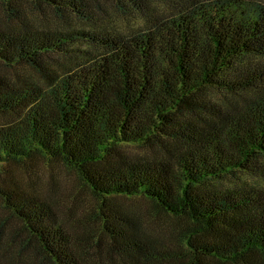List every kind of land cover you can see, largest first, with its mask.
Here are the masks:
<instances>
[{
    "label": "trees",
    "instance_id": "obj_1",
    "mask_svg": "<svg viewBox=\"0 0 264 264\" xmlns=\"http://www.w3.org/2000/svg\"><path fill=\"white\" fill-rule=\"evenodd\" d=\"M0 176V264H264V0H0Z\"/></svg>",
    "mask_w": 264,
    "mask_h": 264
},
{
    "label": "rangeland",
    "instance_id": "obj_2",
    "mask_svg": "<svg viewBox=\"0 0 264 264\" xmlns=\"http://www.w3.org/2000/svg\"><path fill=\"white\" fill-rule=\"evenodd\" d=\"M120 23V22H119ZM137 149V148H135ZM10 174L25 189L34 186L41 193L52 194L63 210L69 209L67 212L73 217L82 214L86 209H91L95 206V200L88 193V191L80 184L74 172L61 166L59 163L49 162L48 166H42L37 162L36 166L28 169L25 166L18 164L9 165ZM2 176H0V182ZM1 184V183H0ZM118 202L135 210L151 209L150 204L143 198H119ZM8 210L3 207L0 200V216H7ZM154 219L148 221L149 228L157 233H165V228L168 227L169 218L162 217V215L153 216ZM13 221V219H11Z\"/></svg>",
    "mask_w": 264,
    "mask_h": 264
}]
</instances>
